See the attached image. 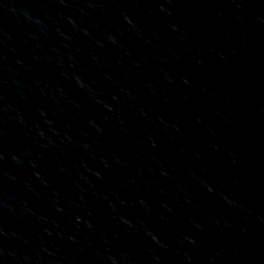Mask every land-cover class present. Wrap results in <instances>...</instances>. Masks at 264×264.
Instances as JSON below:
<instances>
[{"label":"water","instance_id":"obj_1","mask_svg":"<svg viewBox=\"0 0 264 264\" xmlns=\"http://www.w3.org/2000/svg\"><path fill=\"white\" fill-rule=\"evenodd\" d=\"M0 264H264V0H0Z\"/></svg>","mask_w":264,"mask_h":264}]
</instances>
